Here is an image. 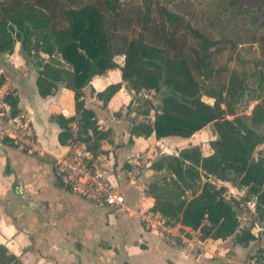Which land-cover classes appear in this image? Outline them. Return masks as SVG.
Returning a JSON list of instances; mask_svg holds the SVG:
<instances>
[{"label": "trees", "instance_id": "obj_1", "mask_svg": "<svg viewBox=\"0 0 264 264\" xmlns=\"http://www.w3.org/2000/svg\"><path fill=\"white\" fill-rule=\"evenodd\" d=\"M113 28L127 37L121 65L114 59ZM16 44L37 71L41 96L60 87L73 92L74 113H51L49 119L59 127L60 144L82 142L91 161L111 132L98 127L82 90L94 76L115 68L120 81L95 96L105 105L122 85L130 92L129 136L188 138L211 124V152L204 155L199 145H189L149 160L152 176L143 193L154 199L150 210L164 225L190 227L200 240L231 236L247 246L256 239L252 227H264V147L253 155L264 143V72L245 55L249 50L241 53L230 37H216L161 0H0V55L13 54ZM5 82L0 71V87ZM160 83L166 91L154 104L144 94L158 93ZM244 98L253 101L248 112ZM3 99L12 115L19 113L14 89ZM219 182L244 195L227 197ZM248 202L255 215L244 216L243 227L237 210ZM258 252L254 260L264 264V248ZM0 264L21 262L0 244Z\"/></svg>", "mask_w": 264, "mask_h": 264}, {"label": "crops", "instance_id": "obj_2", "mask_svg": "<svg viewBox=\"0 0 264 264\" xmlns=\"http://www.w3.org/2000/svg\"><path fill=\"white\" fill-rule=\"evenodd\" d=\"M2 63L1 60L0 65ZM28 68L27 73L19 70L18 79L24 83L15 87L12 82L9 89L15 90L19 113L29 120L34 134L30 117L20 99V94L27 97L28 81L35 73L31 65ZM0 69L7 70L3 66ZM37 75L33 81L36 89ZM119 81L120 71L115 68L94 76L82 91L85 107L94 111L98 127L111 132L109 139L101 143L102 153L93 163L120 188L129 210L112 209L82 199L57 182L52 156L42 148L43 155L28 153L0 138V244L16 255L21 264L234 263L231 257H226V249L224 251L222 247L225 240H200L196 231L178 223L165 225L167 230L161 231L149 229L140 222L137 207L150 209L154 201L143 193L150 179L147 176H152V171L147 167L144 174L139 173L135 178H130L128 172L144 163L140 161L141 154L154 158L153 151L162 141L187 142L178 150L189 145L200 146L193 138L206 126L183 139L178 136L156 138L154 134L147 138L129 136V118L134 115L126 110L130 92L122 85L105 105L95 96L107 85ZM17 88L21 90L19 94ZM37 95L35 105L50 103L46 110L38 107L41 116L45 113L48 118V134L52 128H59L49 119L51 113H74L73 92L67 88L60 87L45 97L37 90ZM240 192L244 190L240 189ZM231 242L234 249L247 247Z\"/></svg>", "mask_w": 264, "mask_h": 264}, {"label": "rangeland", "instance_id": "obj_3", "mask_svg": "<svg viewBox=\"0 0 264 264\" xmlns=\"http://www.w3.org/2000/svg\"><path fill=\"white\" fill-rule=\"evenodd\" d=\"M161 2L169 8L184 14L199 27L209 29L216 37H230L236 43L237 49H239L241 53H245L246 50L250 51L245 55H248L256 60L259 69L264 72V0H236L234 5L230 8L227 6V8H225L224 6L229 2V0H161ZM112 39L116 44V54L114 59L119 65L122 64L123 61L122 50L127 41V37L118 34L116 29L113 28ZM3 57L10 65L16 64L17 69L25 73L29 71L28 65H30V63L25 61L19 54L18 44L15 45L13 54ZM225 57H229V53H227ZM2 58H0V61ZM0 70L6 76V82L0 88V93L3 94L6 90H10L9 88L12 86L11 83L13 82L14 77L7 70ZM20 91L21 90L17 88L18 94ZM156 94L157 93L148 92L144 94V96L152 99L153 102ZM203 100L212 102L211 99L205 96L203 97ZM246 104L249 106L244 109L248 112L253 104V101L246 98ZM213 135V127L211 124H208L204 128L203 132L197 134L193 138L195 143L200 144V149L203 154L210 151L208 141L214 138ZM186 145L187 142L175 143L170 140L162 141L157 144V149L156 151H153V156L156 158L161 153L175 154L178 147ZM260 147L263 148L264 143ZM261 148H256L254 150V157L258 155ZM149 160H151V157L141 154L140 161L145 164V166H143L140 170L141 174L145 173ZM149 178H151V175L147 176V179ZM217 184L226 186L227 197L230 196L239 198L244 195V192H240L239 188L233 187L227 182H219ZM237 213L243 227L248 225L244 216H247L250 220H252V217L255 215L254 208L251 206V203H242L240 208L237 210ZM257 227L258 226L255 225L251 229L252 232L255 233L256 239L251 241L246 248H240L237 246V248L234 249V245L231 242V236L223 239L219 238L221 240H225L223 241L222 247L224 251L226 249V257H231V259H233L234 263L232 264H252L255 261L254 256H257L259 253L258 251L264 248V229H259ZM212 257L216 259V256L213 255ZM219 264H226V262H219Z\"/></svg>", "mask_w": 264, "mask_h": 264}, {"label": "built area", "instance_id": "obj_4", "mask_svg": "<svg viewBox=\"0 0 264 264\" xmlns=\"http://www.w3.org/2000/svg\"><path fill=\"white\" fill-rule=\"evenodd\" d=\"M3 94L0 93V138L11 141L28 153L43 155L45 152L33 134L29 120L21 113L12 115L8 103L3 99ZM71 127L76 129L75 123H72ZM91 158V154L82 142H71L69 149L61 157L52 156V167L57 182L91 203L128 211L129 207L125 204L120 188L101 173ZM143 166L144 163L139 164L128 172V176L137 177ZM137 213L145 227L167 230L158 213L145 207H137ZM252 264L260 263L254 261Z\"/></svg>", "mask_w": 264, "mask_h": 264}, {"label": "water", "instance_id": "obj_5", "mask_svg": "<svg viewBox=\"0 0 264 264\" xmlns=\"http://www.w3.org/2000/svg\"><path fill=\"white\" fill-rule=\"evenodd\" d=\"M3 56H5V54L0 55L1 58ZM2 62L3 63L2 65H0V67L3 66L5 69H7V71H9L12 75H14L13 85L15 87L21 86V83H24V81L23 80L20 81L18 79V75L20 72L19 69H17L15 65H10L9 62L6 59H4V57L2 58ZM34 67L36 69V65ZM36 73L32 74L28 81L29 88L27 90L28 91L27 97H22V94H20V99L25 105L28 116L30 117L31 120L34 134L41 148L53 157H61L69 149V145L60 144L58 140L59 128L58 129L56 127L52 128L50 134H48L47 129L48 127H50V125L48 124V118L45 113L41 116L38 107H41L46 110L47 106L50 104L49 101H46L41 105L34 104L35 97L39 98L37 95V89L34 87L33 84ZM165 91H166L165 87L163 86L162 83H160L159 91L155 95V98L153 99L154 104L159 103L160 97L164 94ZM244 102H246V98H244Z\"/></svg>", "mask_w": 264, "mask_h": 264}]
</instances>
